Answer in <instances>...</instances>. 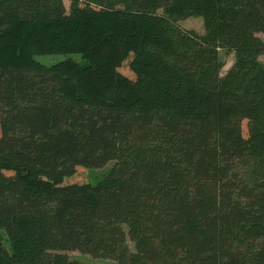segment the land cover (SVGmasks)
<instances>
[{
	"label": "trees",
	"instance_id": "obj_1",
	"mask_svg": "<svg viewBox=\"0 0 264 264\" xmlns=\"http://www.w3.org/2000/svg\"><path fill=\"white\" fill-rule=\"evenodd\" d=\"M68 1L0 0V264H264V0Z\"/></svg>",
	"mask_w": 264,
	"mask_h": 264
},
{
	"label": "rangeland",
	"instance_id": "obj_2",
	"mask_svg": "<svg viewBox=\"0 0 264 264\" xmlns=\"http://www.w3.org/2000/svg\"><path fill=\"white\" fill-rule=\"evenodd\" d=\"M64 5L67 10H69V1L68 0H63ZM178 25L183 29V30H193L197 34H203V19L202 17L199 16H194V17H189L187 19L181 20L178 22ZM259 38L264 42V35L259 34ZM70 59L80 65H84L87 62L83 60L80 55L78 54H70V55H38L34 57V61L38 62L41 65L44 66H51L56 63H59L61 61ZM225 59V65L222 69V74H225L229 67L232 64L233 61V56L228 55L224 57ZM260 62L264 64V55L260 56L259 58ZM118 71L123 74L124 76L133 79L134 75L129 69V61H126L122 64V66L118 69ZM242 132L243 136H247V123L246 121L242 122ZM113 165V162H110L106 164L103 168L99 169H86V168H80L78 167L76 169V173L74 176L70 178H66L63 182V184H90L94 186L97 184L109 171L111 166ZM0 242L2 245L6 248L7 251L10 250V245L7 240L6 235L0 231ZM128 247L130 251H133V244L128 241ZM67 256L71 259H76L84 264H116L112 260H107V259H96V258H91L88 255H84L78 251H72V252H67Z\"/></svg>",
	"mask_w": 264,
	"mask_h": 264
}]
</instances>
